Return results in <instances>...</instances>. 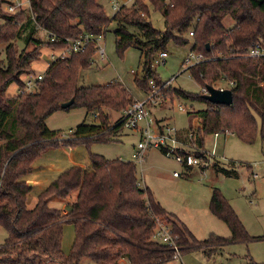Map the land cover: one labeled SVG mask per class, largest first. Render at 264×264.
Returning <instances> with one entry per match:
<instances>
[{"label": "trees", "instance_id": "16d2710c", "mask_svg": "<svg viewBox=\"0 0 264 264\" xmlns=\"http://www.w3.org/2000/svg\"><path fill=\"white\" fill-rule=\"evenodd\" d=\"M150 4L163 16V32L154 29L147 19ZM0 18L4 20L0 25V227L8 234L0 246V264H79L82 259L91 264H165L172 260V250L155 238L156 217L171 226L181 253L199 248L189 231L171 220L153 200L149 189L137 186L133 162L103 160L89 154L94 167L64 170L53 182L58 197L66 200L73 191L79 192L77 203L66 213L51 206L43 194L28 209L26 200L31 188L24 177L47 147L84 143L89 150L93 141H118L120 116L134 102L131 95L115 82L77 85L79 71L90 66L96 39L110 22L116 25L118 53L131 46L141 49L143 79L139 83L146 91L148 80H154L158 87L162 85L151 70L153 55L165 51L171 39L186 43L181 37L187 33L193 39L191 52L208 58L206 65L188 67L190 76L201 88L224 82L232 92L230 106H216L203 100L202 95L174 90L177 97L206 104L204 109L188 112L198 125L178 132L179 141L187 149L194 147L207 153L210 149L205 147L206 137L225 132L251 144L257 134L256 116L264 140V59L244 56L253 43H264V0H134L111 18L97 0H31V12H0ZM38 34L45 35L43 41ZM82 36L91 37L83 51L52 62L42 79L35 81L33 92L20 91L42 47L60 52L71 40ZM50 37L61 41L52 43ZM22 76L27 77L22 80ZM11 84L17 88L13 95L7 93ZM71 99L74 102L69 108L83 107L95 116V121L81 123L61 140V132L49 130L45 120ZM112 115H118L114 122L110 120ZM155 125L162 130L161 122L155 121ZM216 163L209 161L201 168L212 164L216 167ZM210 211L225 223L231 236L211 238L205 243L224 245L250 240L217 189L212 192ZM65 222L72 223L75 230L69 254L61 250Z\"/></svg>", "mask_w": 264, "mask_h": 264}, {"label": "rangeland", "instance_id": "374dc122", "mask_svg": "<svg viewBox=\"0 0 264 264\" xmlns=\"http://www.w3.org/2000/svg\"><path fill=\"white\" fill-rule=\"evenodd\" d=\"M4 1L0 0L2 13H6L7 4ZM97 3L103 7L108 18L114 15V0H97ZM131 5L132 2L125 6ZM147 19L154 29L161 32L165 30L162 14L151 4L148 5ZM3 23V18H0V25ZM115 29V22H110L104 34L99 37L98 46L97 44L96 46L97 49L103 50V55L101 57L96 49L90 66L79 71L77 85L79 87L102 86L115 82L125 87L134 101L143 103L149 98L150 93L139 83L143 79L142 51L138 46H131L122 54L118 53L115 47ZM38 35L43 41L45 35ZM181 38L186 43H179L174 39L167 43L165 46L167 57L163 64L156 65L159 52L153 55L151 70L162 87L160 86L161 89L155 94L157 103L147 104L145 108L154 122H161L163 126L167 125L184 133L190 127L198 125V120L188 115V112L204 109L206 104L199 100L192 101L177 97L174 94V90H181L191 95H202V88L187 71L191 64L185 62L191 53L193 39L187 33ZM17 44L22 46L21 42ZM0 54L2 57L3 46H0ZM59 54L58 50L42 47L39 50L38 59L31 64L32 74L28 78L32 82L35 81L36 76L43 74ZM132 71L135 73L132 74ZM26 77L22 76V80ZM213 87L224 89L227 85L224 82H218ZM167 89H170V95L167 94ZM20 90L24 91V89ZM16 91V85L11 84L7 93L13 95ZM180 106L185 108L184 112ZM116 116L118 115L111 116V122H114ZM94 121L92 113L87 112L83 107L76 106L54 112L45 120V124L51 131H60L61 135H68L81 123L91 124ZM256 124L257 134L251 144L243 142L234 134L228 136L219 134L215 146L217 156L211 160V162H217L216 167L212 164L206 168L196 166L186 170L173 158L165 157L156 149L148 150L144 155V162L140 165L132 158L133 149L139 141V134L127 129L121 130L118 141H93L89 145V150L84 143L69 146L67 149L74 150V156L84 157L87 161H89V154H95L105 160L119 159L134 163L139 183L149 189L153 200L160 205L167 216L176 224L183 225L193 237L192 239L200 245L197 249L181 253L180 259H172L165 264H264V140L261 135V122L257 116ZM205 142V147L212 149L213 135L207 136ZM56 149L48 148L34 162L39 166L33 170L34 178H37L35 172L45 177L48 175L47 167L51 163L65 158V153H58ZM54 165L57 168L59 163L56 162ZM174 172L181 177L175 178ZM27 185L29 188L32 187L28 183ZM214 189L219 190L228 201L250 240L224 245L205 243L211 238L231 236L225 223L210 211ZM54 192L55 195H51L49 199L58 196V192L56 190ZM37 193V186L31 188L26 200L28 209L36 204ZM51 206L59 208L61 205L54 203ZM62 230L61 250L64 254H69L75 241L74 225L65 222ZM7 236L6 230L0 227V246L3 245ZM49 264L55 263L49 262ZM79 264L91 263L82 259Z\"/></svg>", "mask_w": 264, "mask_h": 264}, {"label": "built area", "instance_id": "2783aa9c", "mask_svg": "<svg viewBox=\"0 0 264 264\" xmlns=\"http://www.w3.org/2000/svg\"><path fill=\"white\" fill-rule=\"evenodd\" d=\"M4 2H6L7 4L5 7V12L8 14H16L22 11L31 12L30 0H5ZM131 2L133 3L134 1L114 0L113 10L115 12L119 11L122 6H125L126 4ZM189 35L192 36V33H189ZM99 37L100 36H98L96 39L97 46ZM49 40L52 43L61 41L60 39H56L54 37H50ZM90 40L91 37L88 36H82L78 39L71 40L68 43V46L64 50H61L59 52L60 54L57 59H64L72 53L83 51ZM97 50L102 57L103 50L100 48H98ZM244 56L249 59H264V43L262 41L253 43L245 50ZM166 57L167 54L165 51L160 52L158 54L156 65L163 64ZM185 62L187 64H191L190 67L206 65L208 62V58L204 57L200 53L191 52L185 59ZM134 73L135 72L132 71V74ZM42 77V74H39L36 77L35 81H40ZM35 81L32 82L30 79L26 80L25 87H23V89L25 91L33 90L36 83ZM148 86V91L150 93L149 98L143 103L134 101L129 107L122 111V114L120 116L122 129H127L139 134V141L132 153L133 160L141 165L144 162L145 153L148 150L156 149L160 151L165 157L173 158L178 164L184 166L186 170H190L191 168L196 166L202 167L207 165L208 162L212 160V158L217 156L215 146L217 144L216 139L218 138L219 133L213 134V147L212 149L207 151V153H205V151L196 149L194 147H189V149H187L179 141L178 131H176L174 128H170L167 125H162V130L159 131L145 107L147 104L157 103L155 94L158 93L160 88L156 86L155 82L152 80L148 82ZM205 94H207V90L206 88H202V95ZM180 109L183 112L185 111V108L182 106H180ZM224 135L228 136L230 134L228 132H225ZM190 136L191 135H189V138ZM62 138H65V136H62ZM187 150H190L191 152H186ZM173 176L175 178L181 177V175L177 172H174ZM137 186L143 187L139 182L137 183ZM146 204L148 206V203ZM63 213H66V210H64ZM154 231L156 240L172 250V259H180L181 252L176 242L177 238L173 236L171 226L168 224V222L158 217L154 218Z\"/></svg>", "mask_w": 264, "mask_h": 264}, {"label": "crops", "instance_id": "0c3cea01", "mask_svg": "<svg viewBox=\"0 0 264 264\" xmlns=\"http://www.w3.org/2000/svg\"><path fill=\"white\" fill-rule=\"evenodd\" d=\"M2 1H4V0H2ZM62 136H65V138H62ZM66 138H67V135L62 134L60 136V139L61 140L62 139H66ZM67 147H69V146H62L60 144L58 146H56V147H47V149L48 148H57L56 149V152H58V153H61L62 152L63 154L65 153V156H64L65 158H62V159L59 158L61 161L60 160H57V161L51 163L47 167V171H48L47 174L48 175H46L45 177H42V176L39 175V173H36L35 172L34 174H35V176L38 179L37 178H34L33 177V170L35 168H38L39 166L33 164L30 173L27 176L24 177V180L28 184H30L32 186L31 188L37 186V190H38L37 196L39 194L45 195L46 198H47V201H48V203L50 205L51 204H54V203H60L61 206L58 209L61 210V211H63V210H66L67 211V208H69L72 205H74L75 203H77V201H78L77 198H78V193L79 192H78V190L73 191V193L66 200H63V199L59 198L58 196H56L53 199H49V197L51 195H55V192H54V189H53V182L56 180V178L64 170H66V169H68L70 167H80L82 169H86L88 167L91 168L92 165L93 166L95 165L94 163L90 162V160L89 161L85 160L84 157H81L80 158L78 156H74V150L67 149ZM47 149H45V150H47ZM45 150L43 152H45ZM103 160H105V159H103ZM56 162L59 163V165L57 166V168L54 165ZM141 175H142V173H141ZM122 264H127V263L125 261H123Z\"/></svg>", "mask_w": 264, "mask_h": 264}, {"label": "water", "instance_id": "95a60500", "mask_svg": "<svg viewBox=\"0 0 264 264\" xmlns=\"http://www.w3.org/2000/svg\"><path fill=\"white\" fill-rule=\"evenodd\" d=\"M206 90H207V94L202 95V98L203 100L213 105L230 106L233 103L232 92L229 89H216L214 87L207 86ZM73 102L74 100L71 99L70 101L63 103L61 105V109L69 108L73 104Z\"/></svg>", "mask_w": 264, "mask_h": 264}]
</instances>
